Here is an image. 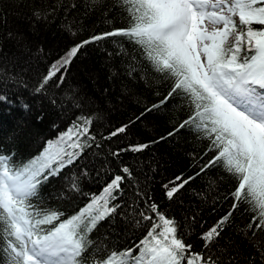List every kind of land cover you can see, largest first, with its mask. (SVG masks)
<instances>
[{
    "label": "snow or ice",
    "instance_id": "obj_1",
    "mask_svg": "<svg viewBox=\"0 0 264 264\" xmlns=\"http://www.w3.org/2000/svg\"><path fill=\"white\" fill-rule=\"evenodd\" d=\"M21 3L32 9L29 19L37 22L55 20L60 15L67 22L76 9H81L78 16L85 18L101 8L107 9L105 17L119 12L122 26L94 33L71 47L49 66L34 91L43 92L53 78L60 87L64 82L62 70H67L84 46L124 38L132 45L131 51L121 42H112L117 44L115 54L125 58L127 77L138 78L149 87L166 86L163 98L146 107L141 117L170 101H178L176 106L182 110L183 118L176 121L168 136L187 129L203 143L198 157L202 163L196 165L199 171L187 178L177 176L165 184L166 197L172 200L190 181L219 168L225 174L219 180L231 181L224 199L232 203L215 224L200 234L203 247L198 252L186 243L179 222L140 190L136 195L143 207L136 204L131 220L127 213L122 219L143 230V237L124 249L94 241L91 235L98 225L114 219L124 207L116 201L123 194L124 182H135V177L128 166L121 167V174H115L100 194L90 196L88 203L71 215L50 206L49 197L43 194L44 186L59 177L86 149L100 147L90 131L94 118L80 116L32 157L18 159L14 151L0 150V264H264V0ZM38 3L41 7H36ZM209 25L213 26L211 30ZM72 26L80 28L81 24L74 22L69 30ZM8 38L20 39L11 32ZM5 76L14 82L15 78L0 68V79ZM74 106L80 107L78 103ZM127 127L116 128L105 139L124 133ZM147 147L148 144L129 145L112 155L140 152ZM216 182L210 180V184ZM69 191H81L75 179L57 199ZM242 206L249 220L235 233L240 237L237 242L228 230L234 227L233 217ZM191 219L195 222V217ZM243 242L250 248L247 253L241 247Z\"/></svg>",
    "mask_w": 264,
    "mask_h": 264
},
{
    "label": "trees",
    "instance_id": "obj_2",
    "mask_svg": "<svg viewBox=\"0 0 264 264\" xmlns=\"http://www.w3.org/2000/svg\"><path fill=\"white\" fill-rule=\"evenodd\" d=\"M36 7L41 5L38 3ZM105 10L101 8L85 18L78 16L82 10L76 9L67 22L62 15L55 20L49 18L47 22H37L29 19L32 9L24 7L21 0H0V48L3 50L0 68L15 78L14 82L6 76L0 79V97L6 98L0 100V150L14 151L18 159H27L38 154L46 141L55 139L78 117L92 116L90 131L100 147L93 145L86 149L59 177L52 178L44 186L43 194L49 197L50 206H57L71 215L73 210L88 203L90 196L100 194L115 174H121V167L128 166L135 182L126 180L122 185L123 194L116 201L124 207L118 210L114 219L101 222L91 239L120 249L138 242L143 237V230L126 222L122 215L129 214L131 220L132 207L136 204L143 207V201L136 195L140 190L179 222V230L185 233L186 243L194 246L193 251H201L200 234L230 208L232 200L224 197L231 189V181L227 178L220 181L219 177L225 174L217 168L190 181L172 200L166 197L165 184L177 176L187 178L199 171L196 165L202 163L198 157L203 143L187 129L168 136L176 121L183 118L182 110L176 106L178 101H170L141 117L146 107L163 98L166 86L149 87L138 78L130 80L127 77L125 58L115 54L117 44L112 40L123 43L128 51L132 50L131 44L117 37L86 45L71 59L67 70H62L64 82L60 87L53 78L43 92L34 91L49 66L64 57L71 47L94 33L122 26L123 18L119 12L105 17ZM74 22L81 27L72 26L69 30ZM10 32L20 39H9ZM53 99L55 103H52ZM76 103L79 108L74 106ZM123 125H128L124 133L105 139ZM161 137L166 138L161 140ZM138 144L149 147L140 152L123 151L119 156L112 155L119 149ZM193 154L197 158L194 159ZM85 171L87 175H84ZM73 179L81 191H69L57 199L70 188ZM210 180L217 182L210 184ZM248 220L249 215L242 206L233 217L234 227L228 230L237 242L240 237L235 233ZM241 247L246 253L250 250L247 242L241 243Z\"/></svg>",
    "mask_w": 264,
    "mask_h": 264
},
{
    "label": "rangeland",
    "instance_id": "obj_3",
    "mask_svg": "<svg viewBox=\"0 0 264 264\" xmlns=\"http://www.w3.org/2000/svg\"><path fill=\"white\" fill-rule=\"evenodd\" d=\"M212 27H213L212 25H209L210 30ZM216 27H222V25H216Z\"/></svg>",
    "mask_w": 264,
    "mask_h": 264
}]
</instances>
